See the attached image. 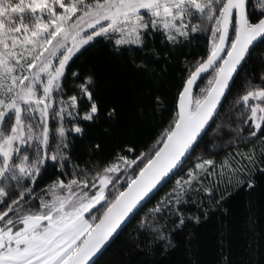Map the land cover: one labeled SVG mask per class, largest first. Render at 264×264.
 Segmentation results:
<instances>
[{"label": "snow or ice", "instance_id": "1", "mask_svg": "<svg viewBox=\"0 0 264 264\" xmlns=\"http://www.w3.org/2000/svg\"><path fill=\"white\" fill-rule=\"evenodd\" d=\"M260 45L264 0H0V264H264L199 249L264 191Z\"/></svg>", "mask_w": 264, "mask_h": 264}, {"label": "trees", "instance_id": "2", "mask_svg": "<svg viewBox=\"0 0 264 264\" xmlns=\"http://www.w3.org/2000/svg\"><path fill=\"white\" fill-rule=\"evenodd\" d=\"M204 40L205 37L202 35L198 41H194L192 51H200ZM257 51H264V45H260ZM141 150L146 149L142 148ZM259 179L264 180V178ZM41 186H43V182H41ZM169 187L170 184L163 186L156 193L155 199H159L168 191ZM150 206L151 204L148 205V207ZM224 207L227 209L225 213L217 214L212 223L200 230L199 249L202 260L211 261L213 259L222 237L226 247H230L234 258L246 260V249L251 243H254L253 226L257 234H264V191L258 189L251 197L247 191H241L230 197ZM132 227L134 225H130L129 229ZM128 235H130V231L124 233L121 240L117 241L111 250L99 258L97 264H108L112 252L121 250L122 241Z\"/></svg>", "mask_w": 264, "mask_h": 264}]
</instances>
